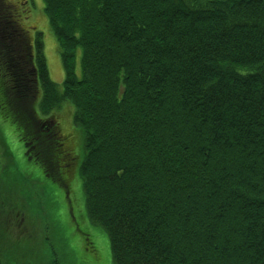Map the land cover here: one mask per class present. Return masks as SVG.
Segmentation results:
<instances>
[{"label": "trees", "instance_id": "obj_1", "mask_svg": "<svg viewBox=\"0 0 264 264\" xmlns=\"http://www.w3.org/2000/svg\"><path fill=\"white\" fill-rule=\"evenodd\" d=\"M42 3L63 80L49 76L41 31L33 46L0 0V111L71 214L82 147L85 212L113 264H264V0ZM1 190L10 235L27 203L16 182Z\"/></svg>", "mask_w": 264, "mask_h": 264}, {"label": "rangeland", "instance_id": "obj_2", "mask_svg": "<svg viewBox=\"0 0 264 264\" xmlns=\"http://www.w3.org/2000/svg\"><path fill=\"white\" fill-rule=\"evenodd\" d=\"M8 1L15 4L13 0ZM14 6L20 16L21 24L34 26L41 31L48 73L59 87L63 80L64 69L58 51V42L44 11L42 0H30L26 7ZM79 68L78 54L76 70L79 71ZM67 106L68 103L61 102L59 106L53 107V111L59 113L64 108L66 110ZM57 115L63 122L65 118L61 113ZM65 124L66 122L64 126ZM75 151L79 155L70 170L75 169L68 194L72 204L73 214H71L65 188L43 175L40 164L26 157L13 125L0 111V185L2 190H5L9 181L13 184L16 182L19 195L24 196L27 203V206H21L26 208L21 211V215L17 214L15 220L12 217L11 234L7 232L0 234L1 248L8 256L5 264H49L47 256L52 249L56 250L62 264H113L109 239L105 231L92 223L86 215L78 170L82 147L75 144ZM19 229L27 233L21 236L22 231ZM82 232L91 239L93 249L87 247ZM28 234L30 235L27 236ZM14 236H17V241H8L9 244L6 245L5 241L14 239ZM30 236L33 239L31 243ZM19 238L22 240L21 243ZM23 239L29 241L28 247ZM19 251H23L24 255H19Z\"/></svg>", "mask_w": 264, "mask_h": 264}, {"label": "flooded vegetation", "instance_id": "obj_3", "mask_svg": "<svg viewBox=\"0 0 264 264\" xmlns=\"http://www.w3.org/2000/svg\"><path fill=\"white\" fill-rule=\"evenodd\" d=\"M12 1V0H11ZM30 0H13V2L15 3V4H13V3H11V2H9L13 7H14V9H15V6L14 5H17L18 7H26L27 6V4H28V2H29ZM26 11H28V9H26ZM15 12H16V14H17V17H18V23H19V26H20V28H21V30L25 33L26 32V35L28 36L29 35V38L31 39V41H32V44H33V40H34V35H35V31L37 30L34 26H24L23 24H21V22H20V16H19V14L17 13V11H16V9H15ZM30 31H32V33H30ZM39 31V30H38ZM33 46H34V44H33ZM33 52H34V48H33ZM33 52H32V54H33ZM0 56H6V55H3V54H1L0 53ZM45 121L46 120H44V123L43 124H45ZM30 151L31 150H25L24 152H25V154H26V156H28V158L29 159H32L33 157H32V154L30 153Z\"/></svg>", "mask_w": 264, "mask_h": 264}]
</instances>
